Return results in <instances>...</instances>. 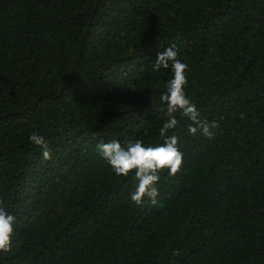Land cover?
<instances>
[{"label":"trees","instance_id":"trees-1","mask_svg":"<svg viewBox=\"0 0 264 264\" xmlns=\"http://www.w3.org/2000/svg\"><path fill=\"white\" fill-rule=\"evenodd\" d=\"M173 44L217 126L176 113L182 167L137 205L97 145L163 143ZM0 201V264H264V0H0Z\"/></svg>","mask_w":264,"mask_h":264},{"label":"clouds","instance_id":"clouds-1","mask_svg":"<svg viewBox=\"0 0 264 264\" xmlns=\"http://www.w3.org/2000/svg\"><path fill=\"white\" fill-rule=\"evenodd\" d=\"M161 68L170 69L172 73V78L165 85L166 90L159 97L160 101L166 104L168 117L158 130L163 143L145 145L143 141L135 140L127 141L122 145L119 140L113 139L97 145L101 157L115 175L127 177L130 173H134L136 183L130 193V199L137 205H140L145 197L155 204L159 194L156 185L160 180V173L167 169L170 176H175L182 167L183 153L177 146L178 137L175 134L168 135L169 131L175 129L179 123L176 113L179 112L190 120L188 132L192 135L199 131L202 135L211 137L210 129L217 126L214 122L209 124L202 120L200 112L188 99L185 93V86L188 83L186 75L188 65L178 59L175 44L157 53L153 70L159 71ZM29 139L40 147L45 160L51 159V149L43 136L32 133ZM15 220V216L0 206V252L11 250Z\"/></svg>","mask_w":264,"mask_h":264}]
</instances>
